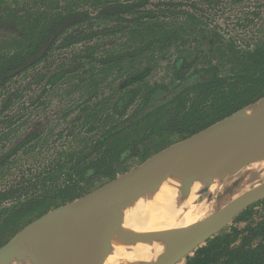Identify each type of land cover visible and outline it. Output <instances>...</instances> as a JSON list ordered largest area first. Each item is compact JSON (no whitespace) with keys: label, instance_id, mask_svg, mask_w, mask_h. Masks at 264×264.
<instances>
[{"label":"trees","instance_id":"1","mask_svg":"<svg viewBox=\"0 0 264 264\" xmlns=\"http://www.w3.org/2000/svg\"><path fill=\"white\" fill-rule=\"evenodd\" d=\"M154 1L95 0L91 4L89 0H82L71 4L70 0H0V98L4 102H1L0 115L19 98V87L15 88L14 84L20 82V77H29L28 84L41 85L42 94L68 86L72 77H84L85 80H79L77 85L72 82L77 87L95 88L94 94L79 109L82 117L88 119L85 126L65 129L58 125V139L66 135L67 142L58 152L57 165L46 169L38 182H30L27 186L0 185V247L41 216L87 194L96 182L126 173L128 161L154 135L157 119H165L181 101L186 104L190 101L191 106L199 101L200 95L210 100L205 109L199 105L191 107L205 117L195 116L170 130L158 128L162 133H176L179 140L264 97V24H255L258 28L253 45L241 50V44L233 37L228 42L222 39L214 48L223 50V54L231 52L234 65L243 63L246 66L243 70L234 66L227 71L231 58L217 59L207 54L202 66L188 72L184 68L187 58L180 56L173 62V73L181 74L177 76L180 83L175 87L147 83L144 77L150 72L132 78L129 74H121L124 77L121 81L125 82L114 92L115 101L109 104L108 97L100 94L104 72L122 73L126 67L120 66L125 59L136 61L154 54L157 47L170 49L175 46L180 38L161 34L162 27L203 24V17L185 12V17L170 23L166 14L178 5L159 2L156 11L148 8ZM202 1L212 3L215 0ZM253 14L260 16L258 12ZM129 33L142 38L134 45L128 41L125 48L117 51L107 47L106 38L126 37ZM103 52L104 56L95 58V53ZM110 54L114 55L108 56ZM69 61L68 65L62 64ZM99 74L100 79H94ZM241 89L243 94L236 96L233 90ZM164 96L166 99L157 103V99ZM132 102L135 104L130 108ZM215 103L214 108H206ZM105 107L114 111L105 122L90 119L94 109ZM13 126L15 123L10 121L6 128ZM41 127L42 124L34 123L12 144L10 141L1 146L6 151L0 154V176L13 158L28 152L33 144L39 143L45 131L47 134L52 130L49 126ZM1 134L4 136H0V140L8 138L7 134ZM166 136L163 134V138ZM257 206H264V199L234 219L233 222H246L245 228L229 225L188 256L185 264H264V218L255 224L250 221Z\"/></svg>","mask_w":264,"mask_h":264},{"label":"rangeland","instance_id":"2","mask_svg":"<svg viewBox=\"0 0 264 264\" xmlns=\"http://www.w3.org/2000/svg\"><path fill=\"white\" fill-rule=\"evenodd\" d=\"M81 1L82 0H70V3L75 4ZM89 2L94 4L95 0H89ZM159 2H172L178 5L177 9H171L172 11H169L167 12L169 14H166V16H169L166 17V19L170 23L176 19L185 17V13H190L203 17V24H169L166 27H162L160 28L161 34L172 35L180 38L175 46L170 49L168 47H157L155 48L154 54H147L143 58H139L136 61L125 59L120 66L126 67L122 73L110 71L106 74L104 72L101 76V82L104 84L101 86L100 94H104L108 97L107 99H109V104H112L115 101L117 97L115 98L116 94L114 92L118 91L120 89V85L125 82L121 81L124 79L121 74H129V78H132L133 76H142L146 72H150L146 75V77H144L147 83L165 84L169 86L170 89L175 87L180 83V78H177V76H181V74L173 73V62L180 56L187 58L185 59L184 68L188 72L196 67L202 66L204 62L207 61V54L214 55L217 59H222L226 56V59L231 58V61L227 62L228 66L226 68V70L229 71L235 66L231 56L232 53L227 52L223 54V50L218 51V49H214L218 46V42H222V39H224L225 42H228L234 37L237 40V43L241 44L239 49L243 50L246 46L253 45L256 40L257 34L255 33L257 32L256 29L258 26L254 25L264 24V0H215L212 3L202 0H156L153 2V5H149L148 8L157 11L159 7L156 4ZM165 10L167 9L165 8ZM254 12L260 13V16L255 17L253 14ZM239 25H245V27H240ZM200 27L201 30L199 29ZM152 33H156V31L149 32V34ZM141 38L142 36H138V34H135L134 36V34L131 33L127 34L126 37H118L115 39L110 38L111 40L106 38V40H108L107 47L111 48V50L117 51L125 48L126 45H128V41H130V45H134ZM212 49L215 50L213 53L211 52ZM73 54L74 52H72V55ZM104 55L105 54L103 52L97 54L95 53L94 56L95 58H101ZM113 55L114 54H110L108 56ZM56 64H58V62H56ZM62 64L68 65L70 64V61L62 62ZM245 67L246 66L241 63V65L235 66L234 68L243 70ZM28 78L20 77V82L14 84L15 88L19 87V98L14 101V105L9 110H6L0 115V134L4 133L8 135V139L0 142V148L2 145H8L10 141L12 144L18 136H21L24 132H26V130L34 123L42 124L41 129L49 126L52 130L47 132V134H45V131L42 134V139L39 140V143L33 144V147L28 152L22 154L20 153L19 156L10 161L8 168L5 169L3 174L0 176L1 186H5L7 184L27 186L30 182H38L42 172L57 165L58 152L67 142L66 135H64L62 139H58V125L65 129H68L69 126H76V128L79 129L85 126L88 122L86 117H82L79 109L81 108V104H83L88 97L94 94L95 88H82L75 86L79 80H85L84 77H72V80L69 79L70 84L68 86H64L59 89L55 88L49 94H42L41 85L33 83L28 84ZM90 78L91 75H88L87 79ZM94 79H100V74L95 76ZM72 82L75 85H73ZM243 89L240 91H233H235L237 94L236 96H238L239 94H243ZM245 90L247 89L245 88ZM191 96L193 95L191 94ZM163 99H166V97L164 96L162 99L158 98L157 103ZM208 99L209 98L200 95L199 101L191 106L189 103L190 101H187V104L185 101H181L169 115H166L165 119H157L156 122L158 123L153 127L155 128L154 135L140 146V151L137 153L138 155L135 154V157L132 159L130 158L131 160L128 161L126 166L127 170L130 171L136 168L149 157L167 148V145L170 146L180 141L178 135H175L176 133L170 134L167 131L162 133V131L170 130L171 128L181 125L184 121L190 120L195 116L205 117L203 113L198 112L196 109L193 110L191 107L199 105L205 109L206 102H210ZM131 100L132 99H130V102ZM1 102L4 103L0 98V109L2 105ZM134 104L135 103L132 102L130 108L132 105L134 106ZM153 105L152 107L155 106ZM216 105L217 103L206 108L211 109ZM186 106H190V108H187ZM113 113L114 111H112L111 108H97V110L94 109V111L91 112L92 115L90 116V119L92 121H99L102 123L105 122L104 120H107L106 118L109 114ZM95 114L97 117H92ZM10 121L14 122L15 126L8 129L6 128V125ZM13 128H15V130L11 131ZM158 128L163 129L160 131ZM163 134L167 135L166 138H163ZM147 155L148 157L144 160L143 157ZM122 174L124 173L120 172L116 177L121 176ZM108 181L110 180L96 182L92 187H90L89 192ZM263 182L264 160L232 174L229 178L227 177L226 182L222 185V187L220 186L221 188L217 192L212 193L209 189L199 196L198 193L200 190L206 188V186H201L196 189L194 193V200L196 202H194V207L190 210V217L195 219V222H199L225 207L242 193ZM190 195L191 193L189 196ZM180 197L183 198L181 194H179V198ZM186 199L181 201H185ZM254 211L255 216H253V219L250 221L255 224L264 218V207L258 206ZM161 224L158 222L155 223L154 229L157 227L162 228L163 223ZM246 224V222L234 223L232 221L229 225H234L243 229L246 227ZM140 225L143 227L142 229L140 228V230L145 231L146 226L142 225V223ZM17 234L10 237L6 243H8ZM20 252H24V249ZM19 253H17V257H19ZM16 256H14V258H16ZM31 258V255L28 254L25 259L30 260ZM14 263L15 260L10 262V264ZM177 264H185V260H182Z\"/></svg>","mask_w":264,"mask_h":264},{"label":"water","instance_id":"3","mask_svg":"<svg viewBox=\"0 0 264 264\" xmlns=\"http://www.w3.org/2000/svg\"><path fill=\"white\" fill-rule=\"evenodd\" d=\"M263 160L264 97L168 146L136 168L28 224L0 247V264L17 255L20 239L27 232L41 229L57 215H63L66 224L76 230L81 264H108L110 257L119 256L115 249L117 245L132 248L147 234L126 225L128 211L140 204L143 207L151 203L172 176L180 175L184 179L180 187V194L183 196L180 200H184L191 193L196 180L189 176L191 168L205 164L210 166L213 176L229 178L232 174ZM206 190L209 187L200 190L198 195L201 196ZM262 199L264 182L242 193L211 216L170 232L174 234L176 250L187 242L190 244L188 251L173 264L193 255L199 247L228 227L240 213ZM43 234L46 237L45 244L50 249L52 242L47 233ZM65 252L58 247L56 253L59 264H68ZM52 253L56 256L55 252ZM120 262L129 264L127 259H121Z\"/></svg>","mask_w":264,"mask_h":264},{"label":"bare ground","instance_id":"4","mask_svg":"<svg viewBox=\"0 0 264 264\" xmlns=\"http://www.w3.org/2000/svg\"><path fill=\"white\" fill-rule=\"evenodd\" d=\"M203 165L189 170V176L194 177L196 180L191 195H188L189 197L185 201H181L179 198L180 187L184 179L180 175H174L164 183L161 190L151 200V203L149 202L143 207L140 204L133 210L128 211L126 225L133 227L134 230H140V228H143L140 225L142 223L146 226L144 232L147 234L144 233L146 235L141 237L138 244L132 248L117 245L115 249L117 256H119L117 258L110 257L108 264H115V262L121 264V259H127L129 264H173L188 251L189 242L176 250L174 234L170 232L175 229L186 228L195 223V219L190 217V210L196 202L194 200L196 189L206 186L209 187L212 193L217 192L228 177H215L210 172V166ZM157 222L163 223V227L154 229ZM43 233H47L52 242H50V249L45 244L46 237L43 236ZM78 240L74 227L66 224L63 215H57L52 217L41 229L27 232L20 239L17 248L18 253L22 249H24V252H20L19 257L8 258L4 264H10L12 260H15L14 264H59L58 253H56L58 247L62 251H66L65 258L68 264H81ZM52 252H55L56 256ZM28 254L32 257L30 260L25 259ZM123 255L124 257H122Z\"/></svg>","mask_w":264,"mask_h":264},{"label":"flooded vegetation","instance_id":"5","mask_svg":"<svg viewBox=\"0 0 264 264\" xmlns=\"http://www.w3.org/2000/svg\"><path fill=\"white\" fill-rule=\"evenodd\" d=\"M210 3V2H209ZM49 93H51V91L49 92ZM48 93V94H49ZM154 106V105H153ZM28 130V129H27ZM0 136L2 137V134H0ZM4 136V135H3ZM6 139H8V138H5L4 140H6ZM1 141H3V139H1L0 140V142ZM4 146H6V145H4ZM6 151V148L5 147H2V148H0V154L2 153V152H5ZM10 164V163H9ZM89 193V192H88ZM258 207V206H257ZM262 207H264V206H262ZM256 208V207H255ZM255 208L253 209V210H255ZM254 216H255V214H254ZM253 219V218H252ZM234 221V220H233ZM234 223H237V222H234ZM240 223H242V222H240ZM234 226V225H233ZM234 227H237V226H234Z\"/></svg>","mask_w":264,"mask_h":264}]
</instances>
